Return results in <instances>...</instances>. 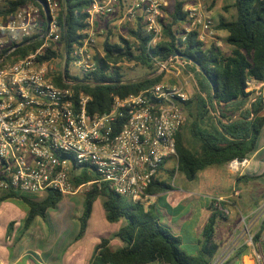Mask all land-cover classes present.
<instances>
[{"label": "built area", "instance_id": "built-area-1", "mask_svg": "<svg viewBox=\"0 0 264 264\" xmlns=\"http://www.w3.org/2000/svg\"><path fill=\"white\" fill-rule=\"evenodd\" d=\"M89 1L86 25L68 51L58 0H31L5 19L0 16V191L44 197L50 190L62 195L87 191L96 183L146 205L152 178L163 165L176 162L175 134L185 121L188 80H160L124 97L113 95L101 113H89L90 96L75 87L96 70L95 56L103 55L99 39L108 31L109 37L135 40L129 31L139 30L147 48L161 41L173 0ZM181 1L182 38L196 32L204 44L212 42L210 2ZM26 38L37 45L10 57ZM188 62L177 55L155 60L154 75L177 76ZM235 164L236 159L229 163ZM84 169L96 177L75 186L73 176ZM221 201L215 197L213 208L226 215Z\"/></svg>", "mask_w": 264, "mask_h": 264}, {"label": "trees", "instance_id": "trees-1", "mask_svg": "<svg viewBox=\"0 0 264 264\" xmlns=\"http://www.w3.org/2000/svg\"><path fill=\"white\" fill-rule=\"evenodd\" d=\"M31 0H4L0 5V16L5 19L20 4ZM61 6L59 23L62 26V37L66 41L68 51L72 43L78 42V33L86 25V12L89 0H58ZM182 1L173 0L172 9L167 19L162 23L163 38L154 47L147 48V37L139 30H130L136 35L135 40H128L119 35L117 41L106 37L102 42L103 55H96V70L80 80L76 90L81 89L90 96L87 104L89 113L104 112L110 107L112 96L124 97L138 92L144 86L160 81L162 73L147 78L125 81L121 73L120 62H131L150 70H155L154 61L166 60L175 51L188 56L196 75L199 76V86L206 93L208 102L213 101L219 118L215 125L199 126L207 113L205 100L195 95L182 105L193 102L202 108L196 112L195 120L190 127V135L196 143V148L186 145L181 131L184 122L175 134L176 167L165 169L166 177L160 179L154 176L146 189V193L155 194L171 189V179L174 172L180 171L186 179L192 180L197 172L209 166L226 164L234 159L241 161L255 148L257 137L264 124V91L255 96L248 109L234 118V112L247 101L252 92L247 91V81L254 78L264 82V0H234L235 17L231 20H219L214 30L227 32L226 42L232 46L229 54H225L215 43L205 45L198 39L196 32H191L183 39L178 28L185 21L182 12ZM111 32L108 31V34ZM37 45V41L26 38L22 45L15 48L9 55L17 58L24 55ZM201 69L199 71L198 69ZM223 104V106H221ZM221 107V108H220ZM188 109L187 116H192ZM228 121V122H227ZM164 169V165L159 169ZM96 177L85 169L74 175L75 186ZM62 194L48 191L36 200L26 194L6 193L3 197H17L28 207L24 229H27L36 215L45 217L48 209H54L61 200ZM98 197L102 198L105 219L108 222L124 220L111 236L123 242V246L111 249L109 237H102L95 246L89 264H150L155 260L167 264H210L217 251L213 241L216 219L221 215L213 208L202 229V250L197 255L188 254L180 247V238L160 223L153 206L140 202H132L126 197L110 190L106 185L93 183L85 191L83 206L79 217V228L75 239L80 238L87 226L92 206Z\"/></svg>", "mask_w": 264, "mask_h": 264}, {"label": "crops", "instance_id": "crops-1", "mask_svg": "<svg viewBox=\"0 0 264 264\" xmlns=\"http://www.w3.org/2000/svg\"><path fill=\"white\" fill-rule=\"evenodd\" d=\"M208 1L214 24L235 17L234 0ZM214 11L219 12L218 19L213 16ZM221 31L224 30H214L212 42L229 54L232 46L226 42L227 32L222 34ZM249 82L246 90L252 94L234 112V118L249 108L255 94L264 91V82L254 78ZM261 114L264 115V108ZM229 163L204 168L192 180L181 174L180 182H176V175L171 179V189L150 194L146 206H153L160 223L180 238L183 251L197 255L202 250V229L213 210V199L222 197V205L228 213H220L216 219L213 235L218 246L213 256L217 259L215 263L264 264V242L261 239L264 227V124L255 148L243 160H237V164L230 166ZM169 166L165 164L160 170V179L166 177L165 169ZM224 189L229 191L224 193ZM1 192L0 198L5 194ZM1 199L21 200L17 197ZM49 210L44 218L36 215L27 229H24L27 214L17 230L13 221L7 219L0 233V264H89L102 237H109V246L113 250L123 246L120 239L111 236L124 224L122 219L108 222L104 212L97 220H92L90 215L84 234L75 239L81 212ZM160 214L166 219L162 221ZM72 221L77 225L74 226ZM150 264L167 263L155 260Z\"/></svg>", "mask_w": 264, "mask_h": 264}, {"label": "rangeland", "instance_id": "rangeland-1", "mask_svg": "<svg viewBox=\"0 0 264 264\" xmlns=\"http://www.w3.org/2000/svg\"><path fill=\"white\" fill-rule=\"evenodd\" d=\"M213 16L216 19H218L219 12L214 11ZM221 33L226 34V31H221ZM106 37H109V34H107L104 38L99 39V43L102 44L103 40ZM109 39L114 42V41H117L118 38L116 36H112V37H109ZM209 43L210 41L206 42L205 45H208ZM118 65L121 67V73L123 75L122 79L125 81H135V80L147 78V77L153 76L155 72V70H150L145 67H142L141 65H136L134 63L126 62V61L120 62L118 63ZM161 80H169L172 82H176V81L184 82L188 80L186 84V89L189 94V99L191 98L195 99V95L198 94V96L202 97L206 103L207 113L204 115L202 121L199 120L198 125L201 127H203V125L205 124L209 126H211L212 124L215 125L216 119L219 118L217 108L213 101H211V103L208 102L206 93L199 86V83H198L199 76L196 75L195 71L192 69L191 63H187L185 67L180 71V73H178L177 76H175L173 73H170V72H163ZM182 108L184 112L186 113L188 109H191L193 112L192 116L186 117V114H185L184 122L186 123L184 124V127L181 131L183 141L186 145L192 148H196V143L194 142V140L192 139L190 135V127L193 121L195 120L194 113H196L197 111L201 113L204 108L200 107V105L198 106L196 102H193L192 104H190V107L189 105H182ZM175 167H176V162L175 161L171 162L169 169L172 170V168L174 169ZM181 174L182 173L177 170L174 172L173 177L175 178V176L177 175L176 182H180L181 180L180 176H182ZM85 191L86 190L81 189L77 191L76 193L63 195V197L58 203V206H56L54 209H50L49 211L51 212L53 211L54 212L55 211L70 212L71 211L74 213L76 212L80 213L82 211L83 198H84ZM228 191L229 190H226V189L223 190L224 193ZM0 193L2 192L0 191ZM27 195L36 200L43 198V197L35 196L33 194H27ZM5 200L6 199L0 198V233L4 230V225L7 219H11L13 221V224L15 225V229L17 230L18 229L17 227L18 226L20 227L22 225L23 220L27 214V205L21 200H12V199H8L7 201ZM101 201H102V198L98 197L92 206V211H91L92 220H97L100 217V215H102V213L104 212L101 206ZM160 218L163 221V219H166V216L164 214H160ZM73 224L75 226L77 225V222L76 223L73 222ZM216 260L217 259L214 257L213 259H211L210 264H215Z\"/></svg>", "mask_w": 264, "mask_h": 264}, {"label": "water", "instance_id": "water-1", "mask_svg": "<svg viewBox=\"0 0 264 264\" xmlns=\"http://www.w3.org/2000/svg\"><path fill=\"white\" fill-rule=\"evenodd\" d=\"M172 55H177V56H180V57H182V58H185V59H189V60H191L188 56H186V55L180 53L179 51H175ZM191 62H193V61L191 60ZM198 70L202 72V70H201L200 68H199Z\"/></svg>", "mask_w": 264, "mask_h": 264}]
</instances>
